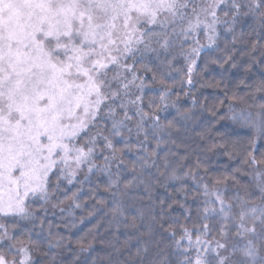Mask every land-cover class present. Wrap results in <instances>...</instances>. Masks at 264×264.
<instances>
[{"label": "trees", "instance_id": "16d2710c", "mask_svg": "<svg viewBox=\"0 0 264 264\" xmlns=\"http://www.w3.org/2000/svg\"><path fill=\"white\" fill-rule=\"evenodd\" d=\"M211 2L187 0L183 11L195 9L205 22L199 27L189 31L177 21L175 31L152 29L155 35L134 46L125 61L129 70H120L127 76L123 83L135 76L127 96L120 90L125 107L107 102L116 119L126 112L130 120L119 136L112 135L111 117L97 120L112 149L97 137L91 164L84 161L72 172L69 163L58 162L47 177V196L26 199L33 215L17 217L21 227L15 230L12 221H0L28 248L33 264H182L197 254L211 261L213 249L232 264H248L239 250L248 240L258 249L257 261L264 257L259 220H245L255 236L241 237L235 227L241 211L264 207V8L235 0L237 12L233 0H223L210 42L213 32L205 24L212 17L201 9ZM101 109V115L107 112ZM216 195L232 206L227 217L219 213ZM209 207L215 215L204 211ZM184 229L202 243L189 245ZM0 254L17 262L23 255L6 246Z\"/></svg>", "mask_w": 264, "mask_h": 264}, {"label": "snow or ice", "instance_id": "6c2138e0", "mask_svg": "<svg viewBox=\"0 0 264 264\" xmlns=\"http://www.w3.org/2000/svg\"><path fill=\"white\" fill-rule=\"evenodd\" d=\"M222 4L223 0H212L201 9L212 17V23L205 24L213 32L208 37L210 42L218 20L215 9ZM188 7L187 0H0V218L12 221L14 230L21 227L17 217L25 220L33 215L25 206L29 192L47 196V177L58 162L67 164L72 159L77 167L84 161L91 164L97 137L112 149V141L98 130L97 120L111 117L113 136H119L120 129L126 127L125 120H130L126 112L123 120L116 119L115 109L107 103L113 101L122 110L125 107L120 90L127 96L135 76L123 83L127 76L120 70H129L125 61L134 46L143 43L146 35L156 34L149 26L159 27L164 33L169 25L186 19L183 10ZM231 7L238 12L241 5L233 0ZM250 7L259 11L264 8V0H251ZM192 11L195 19L189 22V28L195 29L205 22L195 9ZM102 105L107 109L103 115ZM136 114L144 119L139 107ZM153 121L158 128L159 117H153ZM136 127L138 132L143 130L140 123ZM93 129H97L95 135L91 134ZM77 140L85 146H78ZM252 161L256 162L254 157ZM16 172L18 176H14ZM215 199L220 204L219 213L227 217L232 206L219 195ZM204 211L210 215L217 212L214 207ZM246 218L259 220L260 235L264 236V207L241 211L235 225L241 237L257 235L255 227L246 226ZM184 233L182 239L187 238L189 245L202 243L199 236L193 242L187 229ZM176 243L179 247L180 241ZM0 246L23 254L18 262L0 254V264H33L28 248L9 234L6 223H0ZM216 247L229 250L219 242ZM239 250L248 264H264V257L257 261L258 249L252 240ZM236 251L233 245L232 254ZM182 264L232 261L213 249L211 261L197 254L194 260L186 258Z\"/></svg>", "mask_w": 264, "mask_h": 264}, {"label": "rangeland", "instance_id": "374dc122", "mask_svg": "<svg viewBox=\"0 0 264 264\" xmlns=\"http://www.w3.org/2000/svg\"><path fill=\"white\" fill-rule=\"evenodd\" d=\"M192 12V10L191 11H189V13L188 14H186V19L185 20H183V23L184 24H186V28L187 29H189V31L190 30H192V29H190L189 28V22L190 21H192V22H194V19H195V16H194V14H193V12ZM202 14V13H201ZM177 23V22H176ZM175 23V24H176ZM174 24V25H175ZM174 25H169L168 26V28H167V30H169V29H171V27H173ZM150 28H152V29H155L156 30V32H161V29L159 28V27H154V26H149ZM166 30V31H167ZM164 33H166V32H164ZM164 33H162V34H164ZM121 47H122V45H121ZM115 54V53H114ZM102 107V106H101ZM66 143L68 142V141H65ZM55 158V157H54ZM67 163H69V168H71V171L73 172V171H75V170H77L78 168H79V166L77 167V165H76V163L72 160V159H69L68 160V162ZM264 173V172H263ZM19 175V173L18 172H16V173H14V176H18ZM33 187H35V183H33ZM30 194H32L31 192H29V194H28V196L30 195ZM27 196V197H28ZM27 197H26V199H27ZM26 199H25V202H26ZM2 220V218H0V221Z\"/></svg>", "mask_w": 264, "mask_h": 264}]
</instances>
